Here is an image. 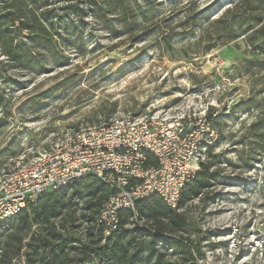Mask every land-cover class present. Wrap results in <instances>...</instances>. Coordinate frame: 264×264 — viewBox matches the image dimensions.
<instances>
[{"label": "rangeland", "instance_id": "obj_1", "mask_svg": "<svg viewBox=\"0 0 264 264\" xmlns=\"http://www.w3.org/2000/svg\"><path fill=\"white\" fill-rule=\"evenodd\" d=\"M156 3V16L142 21L135 42L85 19L60 41L70 45L60 49L61 64L45 56L41 70L0 55V171L124 115L189 127L211 112L218 121L210 124L216 134L204 163L211 147L221 158V178L179 211L192 225L193 264H264V148L250 130L264 121L261 42H220L212 22L237 0ZM250 99L251 108L241 104ZM11 227L6 221L0 230Z\"/></svg>", "mask_w": 264, "mask_h": 264}, {"label": "trees", "instance_id": "obj_2", "mask_svg": "<svg viewBox=\"0 0 264 264\" xmlns=\"http://www.w3.org/2000/svg\"><path fill=\"white\" fill-rule=\"evenodd\" d=\"M158 1L0 0V55L18 66L41 70H46L45 56L61 64L60 49L70 45L60 41L78 32L76 24L85 19L135 42L142 21L156 16ZM212 24L222 44L246 36L251 46L261 42L256 48L264 50V0H237L233 11ZM241 104L251 108L254 101ZM208 121L217 125L218 118L210 112ZM250 130L260 140L254 143L264 148V121ZM150 161L156 164L153 158ZM220 161L210 147L208 162L184 188L177 210L159 196L139 201L134 211H120L121 231L109 236L99 217L114 191L101 180L88 177L70 189L47 194L9 220L10 229L0 230V264H22L25 248L26 264H193L197 247L191 240L192 225L179 211L220 181ZM169 251L176 256H169Z\"/></svg>", "mask_w": 264, "mask_h": 264}, {"label": "built area", "instance_id": "obj_3", "mask_svg": "<svg viewBox=\"0 0 264 264\" xmlns=\"http://www.w3.org/2000/svg\"><path fill=\"white\" fill-rule=\"evenodd\" d=\"M215 134L205 115L188 127L132 114L79 133L0 171V225L47 194L70 189L88 177L114 191L99 217L106 236L121 231L120 211H134L139 201L159 196L177 210L184 188L201 172L205 148Z\"/></svg>", "mask_w": 264, "mask_h": 264}]
</instances>
